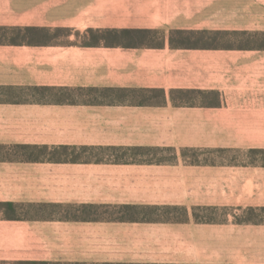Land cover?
I'll return each mask as SVG.
<instances>
[{
	"label": "crops",
	"instance_id": "1",
	"mask_svg": "<svg viewBox=\"0 0 264 264\" xmlns=\"http://www.w3.org/2000/svg\"><path fill=\"white\" fill-rule=\"evenodd\" d=\"M61 263L264 264V0H0V264Z\"/></svg>",
	"mask_w": 264,
	"mask_h": 264
},
{
	"label": "rangeland",
	"instance_id": "2",
	"mask_svg": "<svg viewBox=\"0 0 264 264\" xmlns=\"http://www.w3.org/2000/svg\"><path fill=\"white\" fill-rule=\"evenodd\" d=\"M70 154H73V149L69 151ZM19 212L26 213H43V214H54V217H62L61 219L73 220V217L78 211L90 216L98 215L104 218L114 219L121 217L118 215L119 209L114 207H88L83 208L78 205L68 204V205H53V206H38L35 209H27V206H19ZM31 237H51L55 238L54 242L43 243L41 241H31V246H35L40 251H46L44 244L51 246L52 251H54L57 256H69L73 255V242L69 241L73 238V228L71 229H55L54 231H45L44 233H33L30 234ZM68 264V263H61Z\"/></svg>",
	"mask_w": 264,
	"mask_h": 264
}]
</instances>
